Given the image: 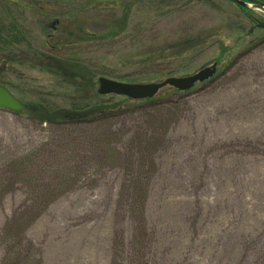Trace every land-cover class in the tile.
Returning a JSON list of instances; mask_svg holds the SVG:
<instances>
[{"label":"rangeland","instance_id":"obj_1","mask_svg":"<svg viewBox=\"0 0 264 264\" xmlns=\"http://www.w3.org/2000/svg\"><path fill=\"white\" fill-rule=\"evenodd\" d=\"M248 8L264 21L258 8ZM127 13L129 29L148 21L147 47L199 37L206 45L161 68L124 66L127 37L103 43L95 36ZM245 14L228 0H0V31L25 35L0 43V84L27 105L82 107L73 99L99 94L100 74L151 84L217 64L212 79L189 91L162 89L156 106L113 101L129 111L100 133L121 155L100 165L92 148L104 138L98 126H84L78 136L0 109V264L3 228L33 194L3 165L47 142L50 155L43 154L39 169L68 167L83 175L27 229L42 264H264V30ZM79 28L93 39L84 41ZM141 142L151 152L144 165L131 167L126 156ZM88 169L102 171L87 176ZM125 169H154L145 215L151 244L140 255L137 210L122 197Z\"/></svg>","mask_w":264,"mask_h":264},{"label":"trees","instance_id":"obj_2","mask_svg":"<svg viewBox=\"0 0 264 264\" xmlns=\"http://www.w3.org/2000/svg\"><path fill=\"white\" fill-rule=\"evenodd\" d=\"M252 2H261L264 4V0H253ZM236 6L241 8L248 17L251 23L260 28V23L264 22L259 17H256L250 10L245 6L235 3ZM154 16L159 13H153ZM132 14L127 13V16L122 22L106 21V30H103L100 35L95 36L96 40L104 43V40H112L114 43L125 37L128 39V46H130L131 51L128 55L121 59L124 66H129L131 68L143 65L145 68L154 69L156 67H164L167 63H172L170 58L177 59L182 57L184 54H191L194 50L203 48L206 45L207 40L203 37L184 39L182 42L178 43L177 46H162L158 47L151 45L147 47L146 35H148V21L143 19L141 23H137L132 28L129 29L130 21L132 20ZM123 23V24H122ZM16 29V28H15ZM15 29H10L7 33L0 31V43H17V40H24L25 35L21 30L18 33ZM150 31V30H149ZM78 33L84 37V41H89L93 37H88L90 33H85L83 28L78 29ZM186 38V37H185ZM195 38V37H194ZM117 39V40H116ZM95 40V41H96ZM116 40V41H113ZM77 42H73L71 47L76 48L78 46ZM84 46V45H83ZM10 48L11 46H6ZM12 55V54H11ZM161 71V70H160ZM171 72L167 71L166 77L171 76ZM100 77H105L104 75ZM122 81L123 79H118ZM172 88V87H170ZM174 89V88H172ZM177 92L176 89H174ZM180 93V92H179ZM107 97V96H105ZM104 96L96 94L94 97H77L73 100L82 101V107L75 106V102L71 104L68 108L57 107L52 108L46 104H30L27 105L28 109L23 114L26 119L37 125H49L50 127L56 129H66L71 130L80 136L81 132L78 130L86 126H98L94 127L95 131H99L98 134L104 130L102 126L109 120L116 117L123 116L129 110L122 109L117 103L113 101L123 98V96L111 95L110 99H106ZM127 103L137 102L139 106L152 107L157 105V101L154 99H144V100H133L127 97L123 98ZM91 101L90 105H84L87 101ZM113 102V103H112ZM83 134V133H82ZM114 134V133H113ZM102 140L98 137V140L93 145V150L98 152L95 155V162L97 165L104 161H116L120 157L118 151L109 150L110 139L106 136L105 132L103 135L100 133ZM151 152V147L145 143H140L138 150L128 151L126 156L131 161L128 163L131 167L134 165H144L146 163L145 156L148 152ZM50 155V143H44L41 147L34 149L31 152L24 153L21 156L7 161L4 163L3 168L12 177L14 181H18L28 185L33 190L32 199L30 203L24 204L22 207L18 208L16 212L10 217L9 221L6 223L2 231V240L4 247L6 249V256L3 258L1 264H42L41 258H39L34 252V245L29 243L26 238L27 229L39 219L40 215L47 209V207L58 199L61 194L70 190L76 186L79 179L82 177L81 172H74V169H69L65 167L64 169H44L45 165L42 164V168H38L39 162L44 158V156ZM135 154L138 157H135ZM125 157V156H124ZM86 159H89L88 157ZM154 169H125L126 173V191L123 192V196H128L134 207L136 208V221L139 224V229L135 234V247L138 255L143 252V250L150 249V235L151 231L146 223V211L147 203L149 198V182L150 176ZM102 169H88L83 173L87 176L100 172ZM48 176L49 183L43 185L42 181L45 180L44 177ZM81 182V181H80ZM79 182V183H80ZM128 192V193H127ZM145 222V224H144ZM141 246V247H140ZM141 248V249H140ZM32 255V258L28 256ZM34 256V257H33ZM145 264V263H142Z\"/></svg>","mask_w":264,"mask_h":264},{"label":"water","instance_id":"obj_3","mask_svg":"<svg viewBox=\"0 0 264 264\" xmlns=\"http://www.w3.org/2000/svg\"><path fill=\"white\" fill-rule=\"evenodd\" d=\"M239 4H243L239 0H230ZM264 28V24H261ZM217 72V64L207 67L195 75L183 78L170 77L160 83L151 84H129L108 78L99 79V94L102 96L116 95L123 96L133 100L152 99L165 87H173L174 89L185 92L189 91L197 83L206 82L212 79ZM0 109L12 113H21L27 110L20 99L12 94L7 88L0 85Z\"/></svg>","mask_w":264,"mask_h":264},{"label":"flooded vegetation","instance_id":"obj_4","mask_svg":"<svg viewBox=\"0 0 264 264\" xmlns=\"http://www.w3.org/2000/svg\"><path fill=\"white\" fill-rule=\"evenodd\" d=\"M239 1L243 3L242 5L240 4L241 6L247 7V9L250 10V11H253V10L249 9L248 7L251 8V7L255 6L256 8H264V4L261 3V2L255 3V2H252L253 0H239ZM237 4H239V3H237ZM258 10H260V9H258ZM260 11H261V13H264V10H260Z\"/></svg>","mask_w":264,"mask_h":264}]
</instances>
